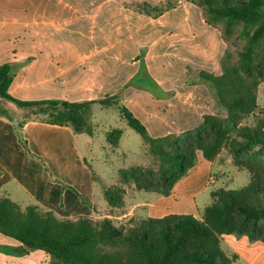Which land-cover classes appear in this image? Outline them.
<instances>
[{
	"label": "trees",
	"instance_id": "16d2710c",
	"mask_svg": "<svg viewBox=\"0 0 264 264\" xmlns=\"http://www.w3.org/2000/svg\"><path fill=\"white\" fill-rule=\"evenodd\" d=\"M189 2L201 9L206 24L221 30L224 40L237 35L245 41L236 60L225 51L220 75L200 72V78L215 90L218 105L226 109L225 117L206 114L192 129L154 138L118 94L83 102L13 98L9 88L16 67L11 64L0 65V117L12 119L5 104L12 102L26 110L19 128L33 119L93 136L94 104L119 108L128 126L141 135L152 159L146 166L121 170L119 183L104 188L109 215L125 208L129 188L171 195L196 165L199 152L215 160L227 149L234 165L250 173V183L213 191L212 203L201 219L170 214L140 222L130 218L120 224L110 217L59 218L36 203L23 206L0 195V234L19 243L5 252L22 258L42 251L53 264H236L238 256L229 255L222 246L224 235L264 243V109L258 99L264 82V0ZM122 135V130L113 129L106 139L117 147ZM21 143L29 152L27 141Z\"/></svg>",
	"mask_w": 264,
	"mask_h": 264
},
{
	"label": "rangeland",
	"instance_id": "374dc122",
	"mask_svg": "<svg viewBox=\"0 0 264 264\" xmlns=\"http://www.w3.org/2000/svg\"><path fill=\"white\" fill-rule=\"evenodd\" d=\"M0 1L3 2L0 5L2 30L17 32L24 37L28 30L26 15L21 11L24 7L18 3L24 0ZM80 1V6L66 9L65 38H59L56 42L46 41L45 45L53 47L64 41L66 49L77 45H93L99 49L112 46L113 54L108 51L98 55L97 59H107L109 64L114 65L113 77L107 85L97 79L95 72L90 70L95 60L86 62L85 72L74 74L80 62L78 56L71 52L72 60L66 64V78L52 89L43 86L26 90L19 74L23 65L15 66V83L12 91H9L13 98L27 101H98L118 94L122 103L141 120L151 137L174 135L194 128L205 114L227 115L226 109L218 105L215 90L200 78V72L221 73L223 51L232 52L236 60L238 52L245 45L244 40L237 35L224 40L221 30L206 25L201 9L189 0ZM71 9L81 17L76 18L69 13ZM155 42H161L163 46L154 47ZM10 61L12 54L7 53L5 48L0 49V63L10 64ZM164 83L170 87H164ZM207 94L213 100V111L207 103ZM258 99L260 107L264 109V82L259 89ZM92 113L95 135L94 148L89 150L91 152L83 144V136L75 135L70 129L62 131L66 132V136L56 133L48 135L50 139L61 140L64 143L61 144L62 148L67 147L62 153L71 159H67L64 170L70 175L71 172H84L82 181L97 198L98 209L104 211L101 215H105L108 204L104 198V188L119 183L121 170L146 166L152 158L141 135L128 126L119 108H107L96 103ZM247 122L250 123L251 119ZM113 129L123 131L117 147L106 139V133ZM76 152L86 157L88 162L84 163L82 158L76 160ZM250 181V173L234 165L227 149L215 160L206 159L199 152L196 165L177 182L171 195L162 196L129 188L125 195L126 209L123 211L132 210L135 222L170 214H185L201 219L204 209L212 203L213 191L221 188L240 189ZM14 201L18 202L17 199ZM113 220L117 224L127 223L129 217L122 221ZM17 246L18 242L0 234L2 250ZM222 246L229 255L238 256L236 264H264V243L251 242L246 236L232 234L222 237ZM0 264L53 263L42 251L19 258L4 250L0 251Z\"/></svg>",
	"mask_w": 264,
	"mask_h": 264
},
{
	"label": "crops",
	"instance_id": "0c3cea01",
	"mask_svg": "<svg viewBox=\"0 0 264 264\" xmlns=\"http://www.w3.org/2000/svg\"><path fill=\"white\" fill-rule=\"evenodd\" d=\"M18 3L20 7H24L21 11L26 15L28 30L25 36L22 37L17 32L3 31L0 22V49L5 48L7 53L12 54L11 65H23L19 74H21L22 86L26 90L43 86H49L52 89L53 86H57L60 80L66 78V64L72 60L71 52L78 56L80 62L77 63L74 74H81L83 70L85 72L86 62L95 60L96 63L90 70L95 72L97 79L107 85V82L115 73L114 65L109 64L107 59L97 58H99L98 55L108 51L113 54L112 46H104L99 49L94 48L93 45L89 47L77 45L72 49H66L64 41L58 42L53 47L45 45L46 41L54 40L56 42L59 38H65L66 23L64 20L66 9L80 6L82 4L80 0H24ZM2 4L3 2L0 1V5ZM69 13L74 14L72 9ZM75 17L79 18L81 16L75 15ZM126 19L128 22L129 16ZM203 21L206 24L204 18ZM21 41H24V43H21ZM156 46H163V44L155 42L154 47ZM225 51L226 49L223 51L222 57ZM3 64L0 63V65ZM95 67L98 69L95 70ZM14 83L13 80L9 88L10 92ZM163 85L167 88L170 87L167 83ZM206 98L213 111V100L208 94ZM5 104L12 119L0 117L1 196H6L13 201L17 199V203L23 206L36 203L42 208L52 211L59 218L77 219L86 217L102 219L110 217L119 221L128 217L129 219L133 218L134 212L132 210L123 211L126 206L124 209L116 210L113 215H109V211H105L107 214L101 215L104 211L98 209L97 198L82 181L84 172L78 171L77 174L71 172L70 175L64 170L67 159H71L68 158V155L65 156L62 153V151L67 150V147L62 148L63 145L61 144L64 143L61 140L50 139L48 134L56 133L59 136H66V132L62 133V131H69L68 129H70L73 132L71 128L33 119L19 128L18 125L23 120L26 110L17 107L12 102H6ZM135 117L138 118L136 115ZM75 135L83 136L81 139L88 151L94 148L93 137L95 133L93 136L88 134ZM21 139L27 141L30 153L24 149ZM54 151H56L55 154ZM74 155L76 160L80 161L82 158L84 163L88 162L87 158L82 157L79 153L76 152ZM211 181L214 183V179Z\"/></svg>",
	"mask_w": 264,
	"mask_h": 264
}]
</instances>
